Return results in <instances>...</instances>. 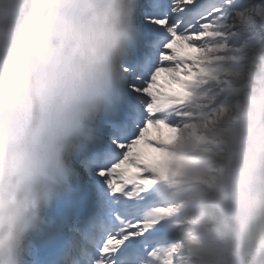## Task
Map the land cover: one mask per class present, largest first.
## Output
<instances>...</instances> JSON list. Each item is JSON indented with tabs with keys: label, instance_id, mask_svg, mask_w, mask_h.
Segmentation results:
<instances>
[{
	"label": "clouds",
	"instance_id": "clouds-1",
	"mask_svg": "<svg viewBox=\"0 0 264 264\" xmlns=\"http://www.w3.org/2000/svg\"><path fill=\"white\" fill-rule=\"evenodd\" d=\"M139 14V0H0V264H27L70 151L123 88ZM235 24L198 93L215 118L189 105L197 128L174 149L183 187L163 226L178 264H264V37L247 35L264 30V0ZM154 193L177 196L171 181Z\"/></svg>",
	"mask_w": 264,
	"mask_h": 264
},
{
	"label": "snow or ice",
	"instance_id": "snow-or-ice-1",
	"mask_svg": "<svg viewBox=\"0 0 264 264\" xmlns=\"http://www.w3.org/2000/svg\"><path fill=\"white\" fill-rule=\"evenodd\" d=\"M139 4V40L125 63L123 88L65 161L66 168L70 160L83 163L104 189L72 264H135L138 258L178 264L163 226L173 208L157 201L154 188L183 167L174 149L183 129L197 128L189 105L201 103L209 65L222 55L243 8L237 0Z\"/></svg>",
	"mask_w": 264,
	"mask_h": 264
},
{
	"label": "rangeland",
	"instance_id": "rangeland-1",
	"mask_svg": "<svg viewBox=\"0 0 264 264\" xmlns=\"http://www.w3.org/2000/svg\"><path fill=\"white\" fill-rule=\"evenodd\" d=\"M253 3H260L261 0H252ZM248 4V0H240V5L242 7L247 6ZM258 29V30H257ZM253 34L256 35H261L262 37H264V31L262 32L258 27L256 29H253L251 33H248L247 35L251 36ZM247 38V37H244ZM222 87H220L219 85H217L214 89H213V93H209V97H211L215 92H219L220 89ZM219 99V98H217ZM202 105H203V113L206 114V118L209 114H214V117L216 115V113L213 111L214 107H215V103L216 101H213L211 103L208 102V100H203L201 101ZM208 120V119H207ZM181 172V168L177 169L175 174H173L172 176H170V178L168 179V181H171L172 183V191L177 193V196L175 198H169V199H161V200H157L159 203H163L166 206H170L173 208V206L177 203L180 202L179 200V192L181 191L183 184H182V176L180 174Z\"/></svg>",
	"mask_w": 264,
	"mask_h": 264
},
{
	"label": "bare ground",
	"instance_id": "bare-ground-1",
	"mask_svg": "<svg viewBox=\"0 0 264 264\" xmlns=\"http://www.w3.org/2000/svg\"><path fill=\"white\" fill-rule=\"evenodd\" d=\"M237 4L238 5H240V1L239 0H237ZM219 86L220 87H224L225 86V84L224 83H221V84H219ZM215 118V117H214ZM213 118V119H214ZM212 120V119H211ZM211 120H208V121H211ZM164 134L165 135H167L168 134V132H167V130L165 129L164 130ZM144 148V146H141V150ZM146 149L147 150H149L147 147H146ZM143 151V150H142ZM85 174H86V171H85ZM87 181V183H86V185H88V187L90 188V187H95V188H97V189H103V186L98 182V180H97V178L96 177H93V178H91L89 181L88 180H86ZM82 183L84 182V181H81ZM50 209V208H49ZM57 209H58V207L56 206V205H54V210L53 211H55V218H56V211H57ZM50 211H51V209H50ZM52 215H54V214H52ZM37 233V230H36V232L34 233V234H36Z\"/></svg>",
	"mask_w": 264,
	"mask_h": 264
}]
</instances>
